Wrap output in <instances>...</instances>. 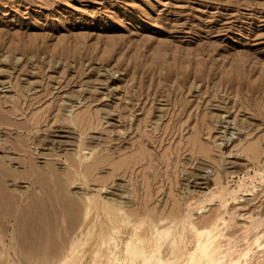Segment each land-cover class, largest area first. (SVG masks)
I'll return each instance as SVG.
<instances>
[{"label":"rangeland","instance_id":"1","mask_svg":"<svg viewBox=\"0 0 264 264\" xmlns=\"http://www.w3.org/2000/svg\"><path fill=\"white\" fill-rule=\"evenodd\" d=\"M264 264V0H0V264Z\"/></svg>","mask_w":264,"mask_h":264},{"label":"bare ground","instance_id":"2","mask_svg":"<svg viewBox=\"0 0 264 264\" xmlns=\"http://www.w3.org/2000/svg\"><path fill=\"white\" fill-rule=\"evenodd\" d=\"M147 264V263H146Z\"/></svg>","mask_w":264,"mask_h":264}]
</instances>
